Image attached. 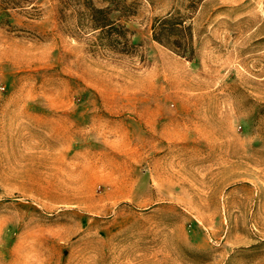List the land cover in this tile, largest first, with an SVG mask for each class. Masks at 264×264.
<instances>
[{"label": "rangeland", "instance_id": "rangeland-1", "mask_svg": "<svg viewBox=\"0 0 264 264\" xmlns=\"http://www.w3.org/2000/svg\"><path fill=\"white\" fill-rule=\"evenodd\" d=\"M91 2L0 0V264H264V0Z\"/></svg>", "mask_w": 264, "mask_h": 264}, {"label": "trees", "instance_id": "trees-1", "mask_svg": "<svg viewBox=\"0 0 264 264\" xmlns=\"http://www.w3.org/2000/svg\"><path fill=\"white\" fill-rule=\"evenodd\" d=\"M72 1L75 2L74 6L82 7L83 11L80 12L79 9H76V20L69 30L70 34L77 35L78 30H84L87 27L94 32L96 47L122 54H131L130 48L133 45L128 39V29L110 18V14L116 10L115 7L95 8L91 0ZM63 21L66 22L65 19ZM173 28V19L171 18L156 20L152 26L153 39L162 43V38H168L175 31Z\"/></svg>", "mask_w": 264, "mask_h": 264}]
</instances>
